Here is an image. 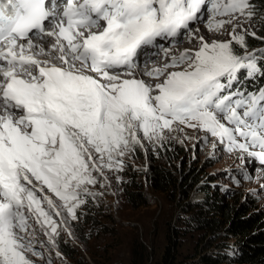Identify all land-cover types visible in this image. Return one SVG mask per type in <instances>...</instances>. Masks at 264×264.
<instances>
[{"label": "snow or ice", "instance_id": "1", "mask_svg": "<svg viewBox=\"0 0 264 264\" xmlns=\"http://www.w3.org/2000/svg\"><path fill=\"white\" fill-rule=\"evenodd\" d=\"M14 7L11 15L0 9V264L42 260L33 223L54 246L81 206L102 195L94 186H106L107 173L123 171L145 141L163 147L165 133L199 130L213 150L219 143L264 163V87L248 91L239 75L264 76V55L247 51L244 34L233 29L230 40L211 43L199 36L198 49L163 67L145 65L144 75L166 77L162 83L133 75L141 48L181 30L197 39L189 24L205 12L209 31L231 23L218 16L251 19L250 0H66L51 9L46 0H17ZM45 36L54 41L47 51L33 39ZM162 51L167 58L171 49ZM53 52L58 64L38 59Z\"/></svg>", "mask_w": 264, "mask_h": 264}, {"label": "rangeland", "instance_id": "2", "mask_svg": "<svg viewBox=\"0 0 264 264\" xmlns=\"http://www.w3.org/2000/svg\"><path fill=\"white\" fill-rule=\"evenodd\" d=\"M207 13L203 20L209 15ZM234 16L244 19V27L237 34L255 33V15L251 19L246 15ZM203 20H198L190 29L199 30L198 24ZM231 33L228 32L224 41L230 40ZM187 35V32L183 34L184 38ZM165 135L169 138L164 141L163 147L145 141L143 147L137 146L133 153L124 158L123 171L107 173L108 184L103 186L101 180L93 188V191L102 195L95 200L89 198L81 206L77 212L78 219L69 222L68 230L61 228L54 246L48 243L47 236L33 223L37 250L43 252V259L31 256L30 259L35 264H130L132 258L140 253H148L152 258L154 252H162L170 239L178 241V248L183 254L195 251L196 247L199 250H204L206 246L208 250L215 249L217 242L213 235L205 234L206 231L187 233L181 227L180 218L184 211L180 202L185 200H181L178 194L171 197L169 193H156L146 182L145 176L151 166L166 165L176 171L193 167L199 175L198 181L192 183L189 201L203 198L199 187L212 176L211 183L219 188L228 201L233 194L251 199L255 203V210L261 209L264 213V181L255 182L254 171L261 167L254 161L253 170L250 168L252 157L243 153L244 156L240 158V151L228 152L219 143L213 150L212 138L203 139L207 134L199 130L184 128L183 132ZM131 171L138 173L139 180L144 184L143 192L148 196L145 205L135 206L127 201L124 187L131 178ZM118 176L120 179H117ZM175 229L181 232L177 234Z\"/></svg>", "mask_w": 264, "mask_h": 264}, {"label": "trees", "instance_id": "3", "mask_svg": "<svg viewBox=\"0 0 264 264\" xmlns=\"http://www.w3.org/2000/svg\"><path fill=\"white\" fill-rule=\"evenodd\" d=\"M250 4L255 15L253 20L256 28L254 36L251 33L244 34L247 51H257L258 56L264 55V0H250ZM233 47L237 54H243L244 49L235 44ZM239 75L244 81L242 87H246L248 91L264 87V76L257 77L254 81H245V73L242 71ZM236 87L234 84L233 90ZM198 175L193 167L176 171L166 165H157L151 166L145 179L154 192L169 193L171 197L178 194L181 200H185L180 202L184 211L180 218L181 227L187 233L206 231L205 234L213 235L217 242L215 249L208 250L206 246L204 250H199L196 247L195 251L183 254L178 248V241L170 239L162 252H154L152 258L148 253H140L136 258H132L130 264H264L262 210H255V203L251 199L238 195L233 194L228 201L219 188L211 183L212 176L199 187L203 198L189 201L192 183L198 181ZM130 176L124 187L127 201L135 206L145 205L148 203V196L143 192L144 184L139 180V174L131 171ZM180 232L175 229V233ZM65 247L73 251L68 245Z\"/></svg>", "mask_w": 264, "mask_h": 264}, {"label": "bare ground", "instance_id": "4", "mask_svg": "<svg viewBox=\"0 0 264 264\" xmlns=\"http://www.w3.org/2000/svg\"><path fill=\"white\" fill-rule=\"evenodd\" d=\"M207 7H208V5L206 4L204 6V8H207ZM209 16H210V13H209L208 16H206V20H203L201 22V24H198L199 25V28H200L198 32L196 31L197 29H194L193 30V32L197 36V39H190L189 35H187L184 38L183 34H185L187 31L186 30H181L180 35H179L180 36L179 37V39H180L179 40V43L180 44H176V45H178L177 47H175L174 49H171L170 48L172 46L171 40H173L174 38L173 39H170V41H169V39H168V41L166 40V43L164 44V46L160 48L159 54H155L154 52L148 50L149 47H150V46H148V47H146V48H144L142 50L143 51L142 54L141 53L138 54V55H141L140 56L141 59H140L139 62H141V61H143L145 59H148L150 57H153L154 55H159V56H157V58L160 57L159 63L160 64H165L166 61H163V59H162L163 57H165L164 54H163L162 49H168V48H170L171 49V52H170L169 56L167 57L168 58V62L167 63H170L171 57L173 55L179 56V54L181 52H183L185 49H191V47L199 48L200 42H199L198 37L200 35L205 36V38L208 40L207 42H209V43H211L214 40L215 41H224V40H226V37H227V34H228L229 31H233V29H235V32L240 31V30L242 31V29L244 27V19L241 16L240 17H235L234 15H232V16H218L217 19L230 20L231 23L225 24L224 27L221 30H219V31H215V30L214 31H209L208 28L206 27V22L209 19ZM197 21L195 23H197ZM195 23H190L189 24V28H191ZM174 40H177V39H174ZM39 44H41V43H39ZM166 45H168V46H166ZM55 56H56V54L55 53H52V55L50 56V58H51V60L53 62H58V60L55 59ZM157 58H155V59H157ZM182 67H184V66H182ZM180 69L183 70V68H180ZM144 72H145L144 68H140V69H137V71L133 72V75L135 76V78H137V79H139V78L144 79L146 81V83L152 84V85H155L157 83H162L163 80H164V79H158V81H155L156 79L149 78V77L145 76L144 75ZM160 78H162V77H160ZM238 155L241 158L244 156L243 153L241 154V152L238 153ZM245 156H247L246 153H245ZM254 161L255 162L258 161L259 162V167L262 168V169L259 168V170L254 171V180H255V182L264 181V163H261L257 159L254 160Z\"/></svg>", "mask_w": 264, "mask_h": 264}, {"label": "clouds", "instance_id": "5", "mask_svg": "<svg viewBox=\"0 0 264 264\" xmlns=\"http://www.w3.org/2000/svg\"><path fill=\"white\" fill-rule=\"evenodd\" d=\"M180 40V39H179ZM179 40L176 42V43H173L172 44V47L174 46V45H176V44H179ZM141 55H138L137 57L139 58ZM160 58V57H159ZM239 156V155H238ZM240 157V156H239ZM241 158V157H240ZM254 162V159H253V157H252V163ZM258 164V163H257ZM250 165V168L253 170V166H252V164H249Z\"/></svg>", "mask_w": 264, "mask_h": 264}]
</instances>
